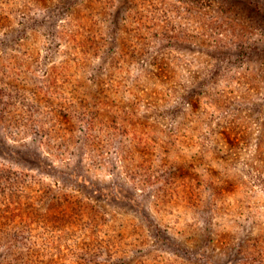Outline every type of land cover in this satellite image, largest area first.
Listing matches in <instances>:
<instances>
[{"label": "rangeland", "instance_id": "1", "mask_svg": "<svg viewBox=\"0 0 264 264\" xmlns=\"http://www.w3.org/2000/svg\"><path fill=\"white\" fill-rule=\"evenodd\" d=\"M0 208V264H264V0H0Z\"/></svg>", "mask_w": 264, "mask_h": 264}, {"label": "trees", "instance_id": "2", "mask_svg": "<svg viewBox=\"0 0 264 264\" xmlns=\"http://www.w3.org/2000/svg\"><path fill=\"white\" fill-rule=\"evenodd\" d=\"M37 91H39V89H37ZM48 93L49 94H51L52 93V91H48ZM7 102V101H6ZM2 106V105H1ZM1 108H3V107H1ZM3 110V109H2ZM5 110V109H4ZM117 118H118V115L117 116H115V117H113V118H111L109 121H108V124L109 125H112L113 126V128H115V125L117 124V121H119V120H117ZM124 122V121H123ZM121 125L123 124L122 122L120 123ZM120 124H118V125H120ZM91 127V124H90V122L88 121V122H85L84 124H83V127L86 129V128H88V127ZM128 131H130V132H128ZM145 131H137V130H134V129H132V130H130V129H128V128H126L125 126L123 127L122 126V128H121V131H118L117 133H116V135L119 137V138H122V137H130L131 139H134V143H135V145L136 146H141V145H143L144 143L146 144V143H149L148 141L149 140H146V136L147 135H145ZM143 143V144H142ZM5 206H6V209H10L12 206H13V208H14V211L13 210H10L9 212H8V216H6L7 217V219H6V221H5V223L6 224H8V223H10V224H15V223H20L21 225H27L29 222H33L34 221V219H33V217H32V215L30 216V215H28L29 216V218H28V220L26 219L27 218V214L28 213H26V212H24V211H21V210H19V206H18V203H12V204H8V202L5 204ZM4 209H2L1 210V208H0V211L2 212ZM0 216H2V214L0 215ZM5 226H7V225H5ZM19 233L20 232H18V231H14V232H12L11 233V239H17V238H19ZM5 244V243H4ZM4 244H1L0 243V246H3ZM23 256V261H26L29 257H28V255H27V253H25L24 255H22Z\"/></svg>", "mask_w": 264, "mask_h": 264}]
</instances>
